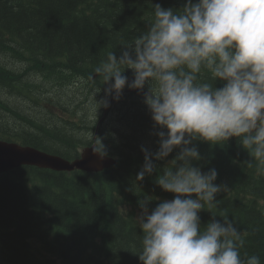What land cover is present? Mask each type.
<instances>
[{"label":"trees","instance_id":"1","mask_svg":"<svg viewBox=\"0 0 264 264\" xmlns=\"http://www.w3.org/2000/svg\"><path fill=\"white\" fill-rule=\"evenodd\" d=\"M184 3L0 0V89L17 91L25 104L0 98V140L73 160L99 137L107 155L116 159L110 168L92 174L33 166L0 173V264H140L138 201L150 198L151 212L159 202L174 198L155 179L178 149L164 161H153L157 171L137 181L144 163L140 150L155 152V133L161 130L144 103L146 89L125 87L118 100H128L124 107L113 106L118 102L111 97V107L92 109L87 115L81 106L104 96L102 78L93 82L89 76L109 51L119 56L121 44L146 31L153 19L152 5L177 9ZM124 75L131 81V70ZM214 86L223 84L217 81ZM58 92L72 97L73 103L58 104ZM44 106L56 110L44 113L55 120L28 114ZM136 134L140 137L134 141ZM190 146L202 157L194 164L205 172L215 168V183L226 186L213 207L205 205L200 211L201 224L222 222L220 216L227 213L244 240L241 255L255 254L264 264V164L253 160L248 167L252 157L237 138L224 145L197 140Z\"/></svg>","mask_w":264,"mask_h":264},{"label":"clouds","instance_id":"2","mask_svg":"<svg viewBox=\"0 0 264 264\" xmlns=\"http://www.w3.org/2000/svg\"><path fill=\"white\" fill-rule=\"evenodd\" d=\"M146 31L112 50L89 79L102 78L104 96L98 108L118 101L127 87L144 91V103L156 128L158 149L142 147L144 163L136 174L142 181L157 171L155 183L173 199L149 212L147 196L138 201L135 217L141 230L140 264H261L245 253L240 231L224 213L201 224L200 211L213 207L218 193L215 168L202 171L193 141L224 145L237 138L253 160L264 164V0H185L177 9L154 4ZM131 70L132 79L124 75ZM207 74L206 76L204 74ZM217 81L222 87H215ZM99 84V85H100ZM100 91L98 87V91ZM107 156L102 139L92 146ZM215 217V216H213Z\"/></svg>","mask_w":264,"mask_h":264},{"label":"water","instance_id":"3","mask_svg":"<svg viewBox=\"0 0 264 264\" xmlns=\"http://www.w3.org/2000/svg\"><path fill=\"white\" fill-rule=\"evenodd\" d=\"M112 163L113 160L109 157L99 158L93 153L92 147L84 148L78 160L68 162L54 154L0 140V173L20 166H33L62 172L74 170L99 172Z\"/></svg>","mask_w":264,"mask_h":264},{"label":"rangeland","instance_id":"4","mask_svg":"<svg viewBox=\"0 0 264 264\" xmlns=\"http://www.w3.org/2000/svg\"><path fill=\"white\" fill-rule=\"evenodd\" d=\"M32 96V98L33 99H35V97L34 96H36V94H34V95H31ZM57 97H56V102L58 103V104H63L62 106H67V105H65V104H70V103H73V99H72V97H70V96H66V95H62V94H60V92H58V94L56 95ZM0 98H3V100H6V101H8V102H11V103H9V104H17V103H22L23 105H22V107H24L25 106V104H24V99L23 98H21V96L18 94V92L17 91H10V93H9V91H7V90H4L2 87H1V89H0ZM43 100V99H42ZM118 103L116 104V105H113V106H117V107H124L125 105H126V103L128 102V100L127 99H121L120 101H117ZM36 106V105H35ZM68 107V106H67ZM109 107H111V106H109ZM108 107V108H109ZM4 109H7L6 107H4ZM39 110H35V109H32V111L30 110L29 111V115L30 116H32V113L34 114V115H38V116H42V117H45L46 119H53V120H55L53 117H51V116H48V115H46V114H44L45 112H47V109H52L51 107H47V106H44L43 108H38ZM81 109H82V111H83V113H84V115H87L88 114V112L90 111V110H92V109H96V102H95V100H93L91 103H87V105H85V106H81ZM53 111H56L55 109H52ZM104 110L105 109H103V110H100V111H102V113L104 112ZM5 110L2 112L1 111V116H3V114H5ZM12 111H10V113H11ZM15 112H12L11 114L13 115ZM135 123H138V119H137V117H135L134 118V120H133ZM57 125H61L60 123H57ZM140 137V135L139 134H136V135H134L133 136V139H134V141L136 140H138V138ZM128 209H129V207H127ZM136 213H140V212H136ZM139 215V214H138ZM137 215V216H138Z\"/></svg>","mask_w":264,"mask_h":264},{"label":"bare ground","instance_id":"5","mask_svg":"<svg viewBox=\"0 0 264 264\" xmlns=\"http://www.w3.org/2000/svg\"><path fill=\"white\" fill-rule=\"evenodd\" d=\"M5 55V54H4ZM6 65V64H5ZM61 68V67H60ZM59 69V68H58ZM81 75V74H80ZM57 101V100H56ZM83 133V132H82ZM94 143V142H93ZM93 143H91L89 146H87V147H92L93 146ZM141 151V150H140ZM80 154H81V151H80V153H79V156L76 158V159H73V160H67V159H64V158H62L61 156H59L60 158H62V159H64V160H66V161H68V162H73V161H75V160H78L79 158H80ZM143 154V153H142ZM56 156H58V155H56ZM106 157H109V158H111L112 160H113V163L109 166V167H106V168H104V169H107V168H110L111 166H113L115 163H116V159H113V157H110V156H106ZM103 169V170H104ZM47 170H50V169H47ZM103 170H101V171H103ZM50 171H54V172H62V171H55V170H50ZM80 171H82V172H86V173H88V174H92V173H97V172H93V171H91V172H89V171H86V170H80ZM101 171H99V172H101Z\"/></svg>","mask_w":264,"mask_h":264}]
</instances>
